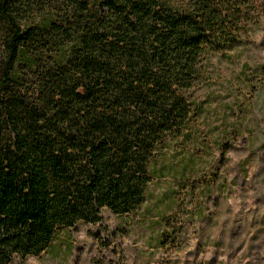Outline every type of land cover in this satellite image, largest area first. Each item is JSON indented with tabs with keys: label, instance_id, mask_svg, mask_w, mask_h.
<instances>
[{
	"label": "trees",
	"instance_id": "1",
	"mask_svg": "<svg viewBox=\"0 0 264 264\" xmlns=\"http://www.w3.org/2000/svg\"><path fill=\"white\" fill-rule=\"evenodd\" d=\"M264 0H0V264L136 213L194 90Z\"/></svg>",
	"mask_w": 264,
	"mask_h": 264
},
{
	"label": "rangeland",
	"instance_id": "2",
	"mask_svg": "<svg viewBox=\"0 0 264 264\" xmlns=\"http://www.w3.org/2000/svg\"><path fill=\"white\" fill-rule=\"evenodd\" d=\"M191 136L136 213H103L14 264H264V16L215 55Z\"/></svg>",
	"mask_w": 264,
	"mask_h": 264
}]
</instances>
